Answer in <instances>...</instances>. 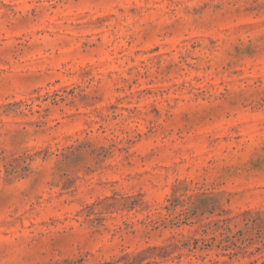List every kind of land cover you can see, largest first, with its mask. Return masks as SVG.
Listing matches in <instances>:
<instances>
[{"label":"rangeland","instance_id":"obj_1","mask_svg":"<svg viewBox=\"0 0 264 264\" xmlns=\"http://www.w3.org/2000/svg\"><path fill=\"white\" fill-rule=\"evenodd\" d=\"M0 264H264V0H0Z\"/></svg>","mask_w":264,"mask_h":264}]
</instances>
